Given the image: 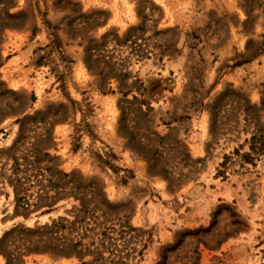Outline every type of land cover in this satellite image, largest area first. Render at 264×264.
Here are the masks:
<instances>
[{
	"label": "rangeland",
	"instance_id": "obj_1",
	"mask_svg": "<svg viewBox=\"0 0 264 264\" xmlns=\"http://www.w3.org/2000/svg\"><path fill=\"white\" fill-rule=\"evenodd\" d=\"M0 264H264V0H0Z\"/></svg>",
	"mask_w": 264,
	"mask_h": 264
},
{
	"label": "trees",
	"instance_id": "obj_2",
	"mask_svg": "<svg viewBox=\"0 0 264 264\" xmlns=\"http://www.w3.org/2000/svg\"><path fill=\"white\" fill-rule=\"evenodd\" d=\"M57 226H58L57 224L53 225V227H57ZM61 227L64 228V226H61ZM96 250H97V253H98L99 252L98 248ZM71 252L76 253L78 255L81 254L82 253V242L79 241V242H76L75 244H73ZM85 253L86 254H93L94 251L91 250L90 248H86L85 249ZM98 257L100 258L99 260H104V258L102 257V255L100 253H98Z\"/></svg>",
	"mask_w": 264,
	"mask_h": 264
}]
</instances>
